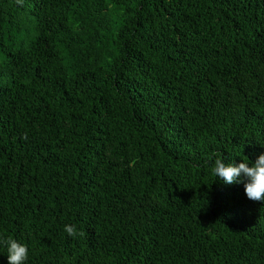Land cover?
Masks as SVG:
<instances>
[{"label":"trees","instance_id":"obj_1","mask_svg":"<svg viewBox=\"0 0 264 264\" xmlns=\"http://www.w3.org/2000/svg\"><path fill=\"white\" fill-rule=\"evenodd\" d=\"M217 153H264V0H0V264H264Z\"/></svg>","mask_w":264,"mask_h":264},{"label":"clouds","instance_id":"obj_2","mask_svg":"<svg viewBox=\"0 0 264 264\" xmlns=\"http://www.w3.org/2000/svg\"><path fill=\"white\" fill-rule=\"evenodd\" d=\"M23 0H17L22 4ZM212 171L227 184L244 182V191L248 199L264 201V153L260 154L254 164L249 166L245 160L238 165L225 164L220 154H216ZM69 236H83V231L77 230L76 225H65L64 229ZM3 243L7 246L8 264H25L29 250L25 244L8 236Z\"/></svg>","mask_w":264,"mask_h":264}]
</instances>
